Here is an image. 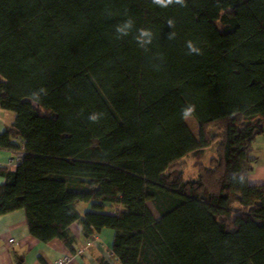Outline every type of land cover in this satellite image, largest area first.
Returning <instances> with one entry per match:
<instances>
[{"label": "trees", "instance_id": "16d2710c", "mask_svg": "<svg viewBox=\"0 0 264 264\" xmlns=\"http://www.w3.org/2000/svg\"><path fill=\"white\" fill-rule=\"evenodd\" d=\"M0 108L23 154L0 216L38 242L72 252L76 222L112 230L119 264H264V0H0Z\"/></svg>", "mask_w": 264, "mask_h": 264}, {"label": "crops", "instance_id": "0c3cea01", "mask_svg": "<svg viewBox=\"0 0 264 264\" xmlns=\"http://www.w3.org/2000/svg\"><path fill=\"white\" fill-rule=\"evenodd\" d=\"M13 122V114L0 108V134ZM253 145L254 149L249 157L253 160L254 169L248 181L250 185L263 186L264 136L257 137ZM13 157V152L0 150V167H5L13 173L18 165ZM3 182L4 179L0 181L1 184ZM81 205L77 207L81 215L94 212L91 205ZM114 211L105 209L104 213ZM69 234L73 239L72 252L59 240L54 239L49 243H42L31 237L28 226H26L25 214L22 211L0 216V264H56L65 256L70 259L68 264H119L112 254L111 245L115 235L112 230H102L99 234L86 236L80 224L75 222L69 228Z\"/></svg>", "mask_w": 264, "mask_h": 264}, {"label": "rangeland", "instance_id": "374dc122", "mask_svg": "<svg viewBox=\"0 0 264 264\" xmlns=\"http://www.w3.org/2000/svg\"><path fill=\"white\" fill-rule=\"evenodd\" d=\"M184 123L187 125V127H188L189 131L192 133V135H194L195 138L198 139L199 138V135H198L199 134V128H198V124L195 122V119L192 116H189V117L185 118ZM213 131H214L213 129H210V133H213ZM215 148H216V146L212 145V147L210 149L205 151V153L202 157V161H201L202 165L208 166L210 159L212 157H214ZM194 162H195V160L192 158L191 159L187 158V160H186L187 167L184 171H185V178L187 180L195 179V177L197 176V171L193 165ZM147 206H148V209L151 210L154 217H156L154 209L151 207V205L148 204Z\"/></svg>", "mask_w": 264, "mask_h": 264}, {"label": "clouds", "instance_id": "9594fccd", "mask_svg": "<svg viewBox=\"0 0 264 264\" xmlns=\"http://www.w3.org/2000/svg\"><path fill=\"white\" fill-rule=\"evenodd\" d=\"M154 2H155L156 4H159V5H162V6H166L167 4H171V3L173 2V0H154ZM175 2H176V3H182V0H175ZM188 48H189L190 51H192V52H197V51H198L197 49H195V48L193 47V45H192L191 43L188 44ZM91 119L95 120L96 117L93 116V117H91Z\"/></svg>", "mask_w": 264, "mask_h": 264}, {"label": "built area", "instance_id": "2783aa9c", "mask_svg": "<svg viewBox=\"0 0 264 264\" xmlns=\"http://www.w3.org/2000/svg\"><path fill=\"white\" fill-rule=\"evenodd\" d=\"M14 157L13 159L16 161V162H19L22 157H23V154H21V152H15L13 153ZM11 242H13V240H11ZM70 261L69 257L65 256L64 258L62 259H59L56 264H68Z\"/></svg>", "mask_w": 264, "mask_h": 264}]
</instances>
